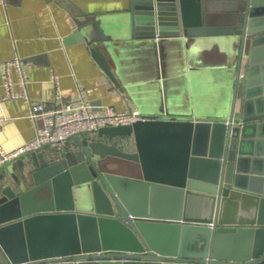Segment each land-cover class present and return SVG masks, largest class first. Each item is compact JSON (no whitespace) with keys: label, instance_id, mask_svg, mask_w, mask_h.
<instances>
[{"label":"water","instance_id":"1","mask_svg":"<svg viewBox=\"0 0 264 264\" xmlns=\"http://www.w3.org/2000/svg\"><path fill=\"white\" fill-rule=\"evenodd\" d=\"M56 1L75 22L71 39L150 112L0 167V264H264V0H229L225 12L212 0H130L116 16ZM217 33L227 109L175 112L164 79L143 95L121 78L115 39L146 42L161 67L179 50L186 70L195 39ZM98 250L130 257L84 254Z\"/></svg>","mask_w":264,"mask_h":264},{"label":"crops","instance_id":"2","mask_svg":"<svg viewBox=\"0 0 264 264\" xmlns=\"http://www.w3.org/2000/svg\"><path fill=\"white\" fill-rule=\"evenodd\" d=\"M73 11L110 13L114 16L129 9L130 0H72ZM214 12L228 11L229 0H212ZM220 25V24H217ZM75 22L56 0H0V97L6 93L3 82L4 63L16 55L22 68L29 98L3 99L0 114V146L13 150L31 140L39 119L30 116L31 104L46 106L63 101L88 100L95 106L111 105L116 110L137 107L145 116L150 112L143 98L134 101L107 76L85 41L71 39ZM220 33L198 37L191 46L192 68L185 67L179 50L159 54L142 40L115 39L117 65L123 80L132 82L144 95L158 91V80L174 100L175 112L193 116H211L229 106L231 90L221 77L226 62ZM105 58L113 62L103 53ZM160 75V79L156 76ZM14 89L20 90L18 76L11 68ZM160 81V82H161ZM162 83H159V92ZM44 146L40 151H48Z\"/></svg>","mask_w":264,"mask_h":264},{"label":"built area","instance_id":"3","mask_svg":"<svg viewBox=\"0 0 264 264\" xmlns=\"http://www.w3.org/2000/svg\"><path fill=\"white\" fill-rule=\"evenodd\" d=\"M14 67L18 76L20 90L14 89L11 77V68ZM3 82L6 88L4 96L0 97V114H2L1 101L3 99L29 98L26 79L22 68V57L16 55L4 63ZM30 116L39 119L41 124L36 128L35 136L13 150H5L0 146V167L8 161H13L21 154L39 150L45 145L60 149L67 145L72 134H91L102 126L124 125L143 119L145 116L137 108L116 110L111 105L99 104L95 106L88 100L77 103L63 101L59 105L46 106V102L37 101L31 104ZM100 260L103 256L110 259H128L130 253L119 250H98L84 253ZM86 255V256H87ZM63 258H68L64 256ZM69 260H72L69 258Z\"/></svg>","mask_w":264,"mask_h":264}]
</instances>
